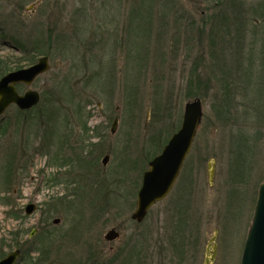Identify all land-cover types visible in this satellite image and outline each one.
I'll list each match as a JSON object with an SVG mask.
<instances>
[{"label":"rangeland","instance_id":"obj_1","mask_svg":"<svg viewBox=\"0 0 264 264\" xmlns=\"http://www.w3.org/2000/svg\"><path fill=\"white\" fill-rule=\"evenodd\" d=\"M237 2L0 0V60L50 65L19 88L40 104L0 116V256L17 239L16 264H204L215 243L212 264H240L264 183V0ZM195 99L179 177L137 223L143 173Z\"/></svg>","mask_w":264,"mask_h":264},{"label":"water","instance_id":"obj_2","mask_svg":"<svg viewBox=\"0 0 264 264\" xmlns=\"http://www.w3.org/2000/svg\"><path fill=\"white\" fill-rule=\"evenodd\" d=\"M49 58L42 57L39 61L25 69L10 72L0 79V116L12 105L21 110H29L40 102V94L28 90L20 95L16 85L24 83L31 85L35 79L49 71ZM203 117V106L200 99L185 104L181 128L169 140L162 153L149 163V169L144 173L143 183L138 193L137 207L132 219L142 222L148 210L158 201L165 198L175 183L183 162L191 148L197 130ZM117 120L114 122L112 132H115ZM109 157L106 156L103 164L106 165ZM210 180L213 181L214 164L209 165ZM37 207L30 204L26 208L27 215L36 211ZM60 221H54L58 224ZM34 234V233H33ZM32 234V235H33ZM119 237L114 230L105 235L107 241ZM20 252L15 251L0 261V264H15ZM206 260V264H209ZM241 264H264V184L260 186L258 200L252 224L245 242Z\"/></svg>","mask_w":264,"mask_h":264},{"label":"trees","instance_id":"obj_3","mask_svg":"<svg viewBox=\"0 0 264 264\" xmlns=\"http://www.w3.org/2000/svg\"><path fill=\"white\" fill-rule=\"evenodd\" d=\"M206 1L212 3L213 5H217V6H220V7L224 8V9H222V11L229 10L230 13H231V12H234L236 15H237L238 13H241V11L239 10L241 4H240V2H237L238 0H206ZM12 70H13V68L10 67L9 65H7V63H6L4 60H0V77H2L3 75H5L6 73H8V72H10V71H12ZM228 95H229V92L227 93V96H228ZM228 98H229V97H228ZM46 101H47V98H45V99L43 100L44 103H45ZM47 122H48V121H47ZM85 158H86L87 160H88V159H91V158H92V157H91V154L89 153L88 156L85 157ZM109 180H110V179H109ZM111 181H112V180H110V181H108V182L105 181L104 184L102 183L100 186H102L103 188H101L100 191L103 190V189H105L106 191H107V190L110 191L109 187H107V186H110ZM104 185H106V186H104ZM15 244H16V245H15L16 248L22 250V246L19 245V241H17V239L15 240ZM4 245H5V244H3V246H4ZM1 257H2V256H0V258H1Z\"/></svg>","mask_w":264,"mask_h":264},{"label":"flooded vegetation","instance_id":"obj_4","mask_svg":"<svg viewBox=\"0 0 264 264\" xmlns=\"http://www.w3.org/2000/svg\"><path fill=\"white\" fill-rule=\"evenodd\" d=\"M257 115H258V111H257Z\"/></svg>","mask_w":264,"mask_h":264}]
</instances>
